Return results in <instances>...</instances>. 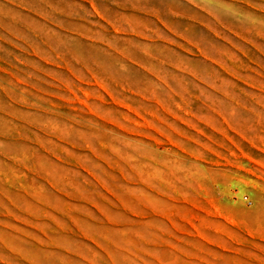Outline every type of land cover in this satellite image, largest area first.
I'll use <instances>...</instances> for the list:
<instances>
[{
	"label": "rangeland",
	"instance_id": "obj_1",
	"mask_svg": "<svg viewBox=\"0 0 264 264\" xmlns=\"http://www.w3.org/2000/svg\"><path fill=\"white\" fill-rule=\"evenodd\" d=\"M0 264H264V0H0Z\"/></svg>",
	"mask_w": 264,
	"mask_h": 264
}]
</instances>
